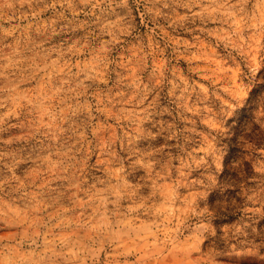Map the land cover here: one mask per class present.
Returning <instances> with one entry per match:
<instances>
[{
    "label": "rangeland",
    "instance_id": "obj_1",
    "mask_svg": "<svg viewBox=\"0 0 264 264\" xmlns=\"http://www.w3.org/2000/svg\"><path fill=\"white\" fill-rule=\"evenodd\" d=\"M0 264H264V0H0Z\"/></svg>",
    "mask_w": 264,
    "mask_h": 264
}]
</instances>
